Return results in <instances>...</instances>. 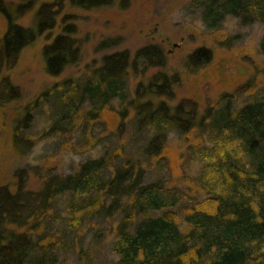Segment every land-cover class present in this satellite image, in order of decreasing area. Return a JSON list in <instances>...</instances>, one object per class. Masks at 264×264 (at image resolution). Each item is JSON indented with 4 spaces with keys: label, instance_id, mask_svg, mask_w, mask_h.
<instances>
[{
    "label": "trees",
    "instance_id": "obj_1",
    "mask_svg": "<svg viewBox=\"0 0 264 264\" xmlns=\"http://www.w3.org/2000/svg\"><path fill=\"white\" fill-rule=\"evenodd\" d=\"M113 4L0 0V67L42 41L44 71L55 81L78 68L85 43L77 16L59 18L61 12ZM192 5L208 31H219L227 16L260 24L264 54V0ZM27 14L30 24H19ZM116 43L103 39L98 49ZM212 53L194 50L184 69L198 73ZM249 64L252 75L234 93L204 106L178 98L183 77L169 71L157 44L103 53L45 88L12 125L14 149L29 151L28 130L46 110L45 133L64 149L101 151L67 173L18 169L0 186V264H264V66ZM238 94L246 99L239 106ZM30 174L39 178L35 190L27 185Z\"/></svg>",
    "mask_w": 264,
    "mask_h": 264
},
{
    "label": "rangeland",
    "instance_id": "obj_2",
    "mask_svg": "<svg viewBox=\"0 0 264 264\" xmlns=\"http://www.w3.org/2000/svg\"><path fill=\"white\" fill-rule=\"evenodd\" d=\"M193 1L114 0L113 6L89 13L65 9L59 18L65 14L77 16L74 22L78 37L85 41L83 58L78 68L67 69L55 81L82 72L86 62L98 60L103 53H134L144 45L157 44L167 57L169 71H178L183 77L178 98L191 99L204 106L214 104L222 93H234L252 75L249 63L264 66V54L259 51L263 27L257 23L245 26L237 18L227 16L219 31H208ZM30 22L31 14H27L19 24L28 26ZM4 31L5 21L0 16V38ZM56 33L58 30L54 29L52 35ZM107 38H115L116 45L98 49L99 43ZM41 45L42 41H38L34 47L24 50L18 61L4 57L6 66L0 67V186L11 182L18 169H53L67 173L101 151L100 146L89 151L77 147L69 151V145L64 149L58 137L45 133L50 125L46 110L36 115L28 130L32 140L29 151L22 156L14 149L12 125L22 119L18 114H24L23 107L55 82L44 71ZM202 47L213 51L211 61L198 73H188L183 67L185 57ZM5 77H9L10 84L3 86ZM236 99L238 106L246 100L242 94ZM175 138L171 136L170 155L176 153ZM195 168L192 165L189 173H195ZM29 177L28 188L37 189L39 178L32 174ZM104 260L108 263L110 255Z\"/></svg>",
    "mask_w": 264,
    "mask_h": 264
}]
</instances>
